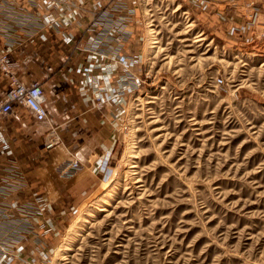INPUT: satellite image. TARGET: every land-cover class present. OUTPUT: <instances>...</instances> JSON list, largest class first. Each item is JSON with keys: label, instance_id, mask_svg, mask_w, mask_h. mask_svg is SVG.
Returning a JSON list of instances; mask_svg holds the SVG:
<instances>
[{"label": "rangeland", "instance_id": "1", "mask_svg": "<svg viewBox=\"0 0 264 264\" xmlns=\"http://www.w3.org/2000/svg\"><path fill=\"white\" fill-rule=\"evenodd\" d=\"M126 7H137V13L119 49L136 61L145 87L133 98L126 94V76L114 61L119 73L113 89H96L85 75L90 53L79 51L82 61L74 67L78 93L102 112L114 135L112 145L97 142L83 156L81 149L98 141L97 132H86L85 145L71 149L55 123L47 129L34 118L29 130L20 124L15 136L0 137V155L9 157L3 164L13 165L1 170L0 185L18 172L24 201L41 194L49 208L44 216L16 211L12 222L3 217L0 239L13 232L16 240H4L3 246L17 251L9 261L264 264V0H128ZM65 17L74 19L70 13ZM87 17L90 27L94 16ZM63 30L62 42L74 47L66 41L71 33ZM26 35L17 42L27 45L35 36ZM134 39L141 41L139 55L128 47ZM22 49L13 51L18 74L26 63ZM71 60L70 54L59 59L57 71L66 73ZM56 135L58 143L47 148ZM73 158L81 168L62 174L59 165ZM84 172L96 182L83 194L73 180ZM20 196L9 195L1 204L21 201ZM59 200L76 207L64 214ZM51 217L59 222L56 236L50 233ZM79 228L81 234L71 236Z\"/></svg>", "mask_w": 264, "mask_h": 264}, {"label": "built area", "instance_id": "2", "mask_svg": "<svg viewBox=\"0 0 264 264\" xmlns=\"http://www.w3.org/2000/svg\"><path fill=\"white\" fill-rule=\"evenodd\" d=\"M90 1L80 0L83 6H86L85 3L93 6L95 14L93 22L90 23V27L87 24L84 30L79 31L78 34H71L72 36L66 38V41H70V44L73 43L75 49L78 47L80 51L84 50L91 54L88 58V68H85V75L93 82L96 89L108 90L111 86L113 89L114 79L117 78V74L119 73L117 68V64H119L123 74L126 76L122 80L123 90L132 97L145 87V81L140 78V75L137 76L135 73L130 72V67L134 66L136 61L134 60L133 62L126 58V56L121 55V51L124 49L121 50L119 48L121 45L124 46V42L129 39V34L132 29L131 27L128 28V26L132 25L134 21L132 15L137 13V7H126L128 0H115L116 2L114 0H100L102 3L100 1L97 2L103 6L101 10L98 7H94L97 6V2L93 1L94 4H91ZM77 3L76 0H0V33L4 36L3 38L0 37V41L10 42L6 46H2V43L0 44V76H4L8 81L7 89L2 91V93L0 92V137H4L2 134L4 120L15 115L17 107L26 109L39 123L48 120L49 115L46 105L48 99L43 83L36 80L31 84H27L20 79L18 74V59L13 54V51L15 49L21 50L25 46L17 41H19V38L25 41V38H27L26 33L33 34V36H38L41 40L47 41V30L53 26L54 28H51V30L58 35L64 29L62 32L64 35L67 28L74 25L76 18L80 19L82 16V13H79L81 7ZM69 4L73 5L71 6L73 10H68L70 9L69 7L67 8ZM111 4L113 6L108 9ZM74 10L77 14H75ZM68 13L74 19L67 20L65 15ZM84 20L87 23L89 22L88 17L87 20L86 17ZM98 27L100 28L99 33L91 35V31L97 30L96 28ZM35 36L31 40L36 38ZM81 40L82 42H87V45L82 47L81 44L79 46L78 41ZM116 46L118 47L115 48ZM116 49L120 50V56L117 55L118 58L114 54ZM108 59L110 60L109 63H107ZM114 61L117 63L116 66ZM218 80L219 82H223V78H218ZM107 100L112 103L110 99L107 98ZM55 137L57 138H52L47 141V148H53L58 143L59 136L56 135ZM7 147V145L4 146L3 151H7ZM80 165L81 162L78 159H68L59 165V171L65 175H69L68 173L73 174L81 168ZM9 174L11 175L13 172ZM17 174L19 175L18 172ZM18 175L16 177H9L8 175L5 177L4 183L0 185V198L23 191L22 181L16 183V180L21 178ZM33 196L36 197L32 201L15 202V200L13 202H7L6 205L1 204L6 197L3 200L1 199L0 224L3 223L4 216L10 217L8 221L12 222L16 217V211H24L25 217H29L30 215L44 216V213L49 210L45 197L37 193ZM2 210H5V214H2ZM7 210L12 212L6 213ZM30 226L29 224L27 229ZM12 233H8L10 238L3 235L4 237L0 239V264H12L8 258L15 257L14 254L17 253L16 249L14 250L13 248L3 246L6 238L8 242L15 243L14 233Z\"/></svg>", "mask_w": 264, "mask_h": 264}, {"label": "crops", "instance_id": "3", "mask_svg": "<svg viewBox=\"0 0 264 264\" xmlns=\"http://www.w3.org/2000/svg\"><path fill=\"white\" fill-rule=\"evenodd\" d=\"M84 19L85 18H82L80 19V21L75 22L74 25L70 26L67 29V31L71 34H78L79 31L83 30V27L85 26ZM47 34V41H43L39 38H34L32 41L30 40V42H28V44L23 47L24 49H26L25 54H23V56H20L21 59L26 61V63L22 66L19 74L21 80L28 84L32 83L35 80H40L43 83L47 93V107L50 119L47 122H44L41 127H44L45 125V127L48 129L51 124L53 125V123H55L56 126H58V130H63L62 132L64 133L63 138L65 140V144L67 143L66 145H68L69 143H71V145H68L71 149L73 147H75L76 149L80 147L81 149V147H83L82 145H85L87 141L86 138L88 137L85 134L86 132H97L98 141H89L88 145H85L81 149V153L83 154V156H85L86 150L88 151V148H94L97 142L104 143L105 145H112V143L114 142V135L111 131H109L111 130V128L109 129L106 119L103 118L102 112L100 113V111L98 112L94 110L91 107V104L87 102L88 97H86V100H84V98L78 93V75L76 72H74V67L82 61V56H79V51L74 50L73 46H68L63 43L60 35L54 33L52 30L47 31ZM130 46L133 47L131 49L133 52H135L136 55H139L141 53L140 49H142V45L140 39L132 40V43H130L128 47L130 48ZM67 54L71 55L72 66H67L64 69L66 73L57 71L60 67L57 66V61ZM69 61L70 59H68L66 62L69 63ZM68 80L71 82L70 85L68 84ZM7 87L8 81L4 78V76H0V92L7 89ZM67 117L71 118L66 120ZM31 118L33 119L31 114L26 109L17 107L16 114L4 120L2 134L4 135V133H6L8 137H12L13 135L15 136L16 134L21 132V125H23L24 129L29 125L28 120ZM28 128L29 126L26 128V130ZM57 150L62 151V147ZM30 155L33 154L31 153ZM8 158L9 157H2L0 155V178L2 177L1 170L3 168L6 170L8 167L13 166L12 164H8L7 166L3 164V161L8 160ZM43 167L44 165L40 166V169L42 170ZM30 171L31 170H29V172ZM37 172L39 171L37 170ZM85 174L86 173L84 172L78 177V179L73 180V183L76 186V190H81L83 194L86 192L87 187L90 184H94L96 182V180H92L93 177H87ZM32 176H34V174ZM31 189L33 188L28 187V194H31ZM36 191L38 190L36 189ZM42 193L45 194L44 192ZM18 194L19 193H14L12 197L17 198L18 200L20 196ZM26 196L27 194L23 195L22 192V196H20L21 201H24L26 199ZM59 203L60 207L63 208L64 214L71 213V210L76 207L75 205L68 204L66 201L59 200ZM50 223L51 226H54V229H52L50 233L53 236H56L58 234V229L60 228L57 227L59 222L56 220V218L53 219L51 217ZM55 242L57 243L59 242V240H55ZM39 258L40 255H38V259Z\"/></svg>", "mask_w": 264, "mask_h": 264}, {"label": "bare ground", "instance_id": "4", "mask_svg": "<svg viewBox=\"0 0 264 264\" xmlns=\"http://www.w3.org/2000/svg\"><path fill=\"white\" fill-rule=\"evenodd\" d=\"M78 3V5H80V7H81V10L79 11V13H82V16H81V18L80 19H82V18H85L84 16H94V10H93V6H91L90 4H88L87 6H83L81 3H80V0H76ZM110 2V1H109ZM114 2H116L115 0H114ZM112 3V2H111ZM113 6V4H111L109 7H108V9L110 8V7H112ZM134 18V17H133ZM80 19L78 18H76V20H75V22H77V21H80ZM135 19V18H134ZM82 23H83V21H82ZM87 22H85V26L83 27V30L87 27ZM131 27V29H132V25H129L128 26V28H130ZM69 28V27H68ZM67 28V29H68ZM97 30H93V31H91V35H95V34H97V33H99V30H100V28L98 27V28H96ZM133 32H134V30H133ZM131 33H132V31H131ZM74 35V34H73ZM131 38H133V36H131ZM32 41V40H31ZM74 50H76V51H80L79 50V48L77 47L76 49H75V47H74ZM81 52H85V53H87L86 51H81ZM130 72H132V73H135L136 75H138V70L134 67V66H132V67H130ZM224 82V81H223ZM223 82H219V80L217 79V83L219 84V85H222L223 84ZM135 95V94H134ZM133 95V96H134ZM133 96H132V98H133ZM131 98V99H132ZM131 99H129V100H131ZM126 113V112H125ZM127 127H128V131L130 130V123H129V121L127 120ZM21 193H22V191H20ZM20 192H15V193H19L20 194ZM14 194V193H13ZM12 194V195H13ZM12 195H10V197L12 196ZM10 197H9V199H10ZM8 199V198H7ZM10 202V201H9ZM82 226V225H81ZM78 227V226H77ZM81 234V231H80V228L79 229H74L73 230V232H72V235L71 236H75V238H76V236L78 237L79 235ZM73 238V237H72ZM24 244L25 245H27L28 243H27V241H25L24 242ZM37 249H38V247H36ZM24 249L26 250V248L24 247ZM65 257V256H64ZM67 257V256H66ZM65 258H63V260H64Z\"/></svg>", "mask_w": 264, "mask_h": 264}]
</instances>
